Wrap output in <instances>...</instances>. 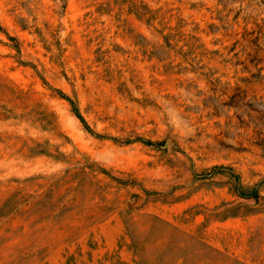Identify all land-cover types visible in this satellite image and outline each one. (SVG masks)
Returning a JSON list of instances; mask_svg holds the SVG:
<instances>
[{
	"label": "rangeland",
	"instance_id": "obj_1",
	"mask_svg": "<svg viewBox=\"0 0 264 264\" xmlns=\"http://www.w3.org/2000/svg\"><path fill=\"white\" fill-rule=\"evenodd\" d=\"M0 264H264V0H0Z\"/></svg>",
	"mask_w": 264,
	"mask_h": 264
}]
</instances>
